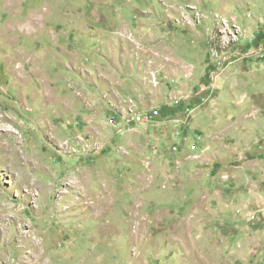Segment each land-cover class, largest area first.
Masks as SVG:
<instances>
[{"label": "rangeland", "instance_id": "rangeland-1", "mask_svg": "<svg viewBox=\"0 0 264 264\" xmlns=\"http://www.w3.org/2000/svg\"><path fill=\"white\" fill-rule=\"evenodd\" d=\"M0 264H264V0H0Z\"/></svg>", "mask_w": 264, "mask_h": 264}, {"label": "trees", "instance_id": "trees-1", "mask_svg": "<svg viewBox=\"0 0 264 264\" xmlns=\"http://www.w3.org/2000/svg\"><path fill=\"white\" fill-rule=\"evenodd\" d=\"M186 108H188V107H186ZM158 116H159V110H157V111H156V114L152 116V121H153V120H157V119H159Z\"/></svg>", "mask_w": 264, "mask_h": 264}, {"label": "built area", "instance_id": "built-area-1", "mask_svg": "<svg viewBox=\"0 0 264 264\" xmlns=\"http://www.w3.org/2000/svg\"><path fill=\"white\" fill-rule=\"evenodd\" d=\"M156 111H157V110H153V111H151V112L148 114L147 117H148L150 120H152V116L156 114Z\"/></svg>", "mask_w": 264, "mask_h": 264}]
</instances>
